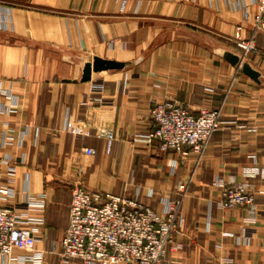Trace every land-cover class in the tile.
<instances>
[{
	"label": "crops",
	"instance_id": "0c3cea01",
	"mask_svg": "<svg viewBox=\"0 0 264 264\" xmlns=\"http://www.w3.org/2000/svg\"><path fill=\"white\" fill-rule=\"evenodd\" d=\"M256 12L255 0H0V83L12 90L10 98L0 92V107L12 109L0 112V144L13 136L0 154L20 161L18 189L30 180L33 192L48 194L45 247L39 244L48 264L59 263L52 251L68 226L79 174L88 189L134 196L139 189L160 213L161 199L178 197V182L191 179L182 246L160 264H222L225 256L264 264V86L215 52L222 46L242 54L233 36L242 26V38H251ZM254 39L246 58L264 72V30ZM95 54L141 59L90 81L64 80L75 76L79 57ZM100 82L102 97L114 103L97 117L115 130L110 152L94 131L81 138L67 129L93 104ZM164 100L193 113L222 110L224 126L199 163L188 148L162 151L148 141L156 127L151 107ZM247 168L260 172L246 176ZM216 178L251 182L256 207L223 208Z\"/></svg>",
	"mask_w": 264,
	"mask_h": 264
},
{
	"label": "built area",
	"instance_id": "2783aa9c",
	"mask_svg": "<svg viewBox=\"0 0 264 264\" xmlns=\"http://www.w3.org/2000/svg\"><path fill=\"white\" fill-rule=\"evenodd\" d=\"M255 1V31L251 38H242V26L237 27L233 36L245 58L256 49V30H264V0ZM8 90L12 91L0 83L1 93L7 94ZM102 91L100 82L94 90L96 95L87 102L93 104L84 116L70 118L67 129L81 138L94 131L96 136L106 140V150L110 152L115 130L111 125L99 122L97 117L104 106H114V103L105 100ZM1 111L9 114L12 109L0 107ZM151 116L156 127L146 135L148 141H156L162 151L182 152L188 148L198 155V163L213 134L225 123L221 109L202 108L193 113L173 100L155 102ZM8 144H13V136L5 134L0 146L7 148ZM83 151L90 155L97 152L92 147ZM19 162L10 152L0 154V264H48V252L39 245L44 239L48 194L45 191L33 192L30 180L22 189L17 188ZM258 172L247 168L245 175L254 176ZM80 177L72 188L68 226L52 251L60 257L58 264H160L170 248H181L179 238L184 234L186 223L182 204L189 192L191 179L178 182V197L161 199L164 211L160 213L139 198V189L135 196L92 190L85 187ZM213 186L220 189L223 208L256 207V191L248 180L216 178ZM220 261L222 264H235L229 256Z\"/></svg>",
	"mask_w": 264,
	"mask_h": 264
},
{
	"label": "water",
	"instance_id": "95a60500",
	"mask_svg": "<svg viewBox=\"0 0 264 264\" xmlns=\"http://www.w3.org/2000/svg\"><path fill=\"white\" fill-rule=\"evenodd\" d=\"M215 52L228 60L233 66L241 72L250 76L260 85L264 86V72L253 65L249 59L242 54L235 52L226 47H218ZM141 58L136 60H118L115 58H107L100 55H87L79 57L76 64V72L73 78H65V81H90L94 73H106L109 71L125 70L139 62Z\"/></svg>",
	"mask_w": 264,
	"mask_h": 264
},
{
	"label": "rangeland",
	"instance_id": "374dc122",
	"mask_svg": "<svg viewBox=\"0 0 264 264\" xmlns=\"http://www.w3.org/2000/svg\"><path fill=\"white\" fill-rule=\"evenodd\" d=\"M184 150H182V152H183ZM178 152V151H177ZM181 152V153H182ZM47 193V192H46ZM44 243H40V245H43ZM43 247H45L44 245H43ZM47 249V248H46ZM48 250V249H47ZM48 251H50V250H48ZM50 253L48 252V255H49ZM52 254V253H51Z\"/></svg>",
	"mask_w": 264,
	"mask_h": 264
}]
</instances>
